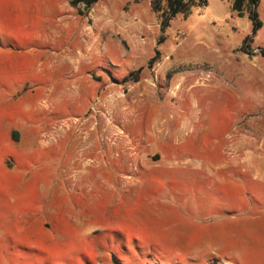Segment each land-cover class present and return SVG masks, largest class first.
Returning <instances> with one entry per match:
<instances>
[{
    "label": "rangeland",
    "instance_id": "1",
    "mask_svg": "<svg viewBox=\"0 0 264 264\" xmlns=\"http://www.w3.org/2000/svg\"><path fill=\"white\" fill-rule=\"evenodd\" d=\"M205 1L0 0V264H264V0Z\"/></svg>",
    "mask_w": 264,
    "mask_h": 264
},
{
    "label": "trees",
    "instance_id": "2",
    "mask_svg": "<svg viewBox=\"0 0 264 264\" xmlns=\"http://www.w3.org/2000/svg\"><path fill=\"white\" fill-rule=\"evenodd\" d=\"M69 4L72 7H75L79 4H82L86 10L92 8L93 5L98 3L101 0H68ZM261 0H232V11L237 13V15H242L244 10L248 12V19L252 25V34H256V32L261 28L262 23L259 19L256 8ZM200 2H194V0H166L168 15L166 17V21L163 23L162 28L168 27V21H170L173 17L178 14H181L183 17H187L190 14L191 9L196 6H204L203 3H206L205 0ZM248 39V38H246ZM245 39V40H246ZM261 56L264 57V49L260 50ZM109 171V172H107ZM113 168H106L103 171V174L110 175V177H114ZM116 181V180H115Z\"/></svg>",
    "mask_w": 264,
    "mask_h": 264
},
{
    "label": "crops",
    "instance_id": "3",
    "mask_svg": "<svg viewBox=\"0 0 264 264\" xmlns=\"http://www.w3.org/2000/svg\"><path fill=\"white\" fill-rule=\"evenodd\" d=\"M201 141V140H200ZM183 143H184V140H183ZM182 146V142L180 143ZM206 146L207 148H211L210 150H207L205 152H199L198 155H199V158H200V161H206L208 162L209 164L208 165H213L215 167H230L232 165L228 164V162H226V153H225V148L223 149H220L218 148V142H215L214 145H204ZM202 159V160H201Z\"/></svg>",
    "mask_w": 264,
    "mask_h": 264
},
{
    "label": "flooded vegetation",
    "instance_id": "4",
    "mask_svg": "<svg viewBox=\"0 0 264 264\" xmlns=\"http://www.w3.org/2000/svg\"><path fill=\"white\" fill-rule=\"evenodd\" d=\"M66 143V142H65ZM64 143V145H65ZM69 144V143H68ZM68 157L67 159L71 162V157L73 156V153H72V150H71V147H68ZM118 157V156H117ZM110 166L111 167H115V168H120L122 167V164L119 163V159H112V161L110 162ZM97 167H99L97 170H95V172L100 176V177H103V171H104V166L103 164L100 166V164L97 165Z\"/></svg>",
    "mask_w": 264,
    "mask_h": 264
}]
</instances>
